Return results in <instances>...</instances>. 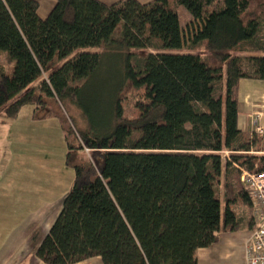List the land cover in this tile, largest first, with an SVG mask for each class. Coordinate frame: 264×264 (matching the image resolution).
I'll use <instances>...</instances> for the list:
<instances>
[{
  "label": "trees",
  "instance_id": "1",
  "mask_svg": "<svg viewBox=\"0 0 264 264\" xmlns=\"http://www.w3.org/2000/svg\"><path fill=\"white\" fill-rule=\"evenodd\" d=\"M180 7L193 20L187 45ZM37 9L0 0V120L31 105L33 119L57 118L64 133L73 179L35 250L41 264H197L220 232L252 229L240 174L264 170V136L237 127L238 81L264 80V0ZM110 52L125 54L124 74L100 107ZM66 99L87 127H75Z\"/></svg>",
  "mask_w": 264,
  "mask_h": 264
},
{
  "label": "crops",
  "instance_id": "2",
  "mask_svg": "<svg viewBox=\"0 0 264 264\" xmlns=\"http://www.w3.org/2000/svg\"><path fill=\"white\" fill-rule=\"evenodd\" d=\"M37 1V13L39 17L45 18L55 0ZM100 1L111 4L119 0ZM138 1L146 3L151 0ZM192 22L191 18L185 25L180 23L182 30L188 25L192 31ZM26 107L29 105L23 106L21 110ZM5 125L6 123L0 120V150L7 142ZM237 127L247 135L264 136V80L239 79ZM8 152L7 146L6 155ZM10 154L13 155L15 152ZM12 168L7 164L0 170V204H5L6 208H9L7 217L3 221L6 224L16 221V225L10 230L7 226L6 229L2 227L4 222L0 225V264H41L35 255V250L59 213L72 180L70 174H66L65 178L64 170L56 171L61 178L52 179L48 170L35 166L29 170L32 176L31 182L2 185ZM54 174L53 169L52 175ZM38 207L51 209L40 214L38 210L34 211V208ZM17 215H21V218L14 219ZM38 223L39 227H37ZM250 234L251 229L246 226L238 230L220 232L216 242L197 249V264H245V250ZM72 264H103V262L100 256H93Z\"/></svg>",
  "mask_w": 264,
  "mask_h": 264
},
{
  "label": "rangeland",
  "instance_id": "3",
  "mask_svg": "<svg viewBox=\"0 0 264 264\" xmlns=\"http://www.w3.org/2000/svg\"><path fill=\"white\" fill-rule=\"evenodd\" d=\"M179 20L181 25H185L191 20L190 13L184 8L180 7L178 10ZM193 30L186 25L183 29L184 42L191 39ZM75 52V51H74ZM102 67L97 75V79L103 82L102 85H97L100 90L98 92L99 106L101 107L106 101V93L112 91L119 84L120 79L124 74L125 68V54L120 52H110L103 58ZM95 89V88H94ZM61 108L64 112H67L69 117L74 121L77 129H83L87 127V121L83 116L82 110L72 104L69 100H63ZM31 107L30 109H28ZM21 110L20 115L15 119L4 121L6 123L5 128L7 130V142L0 150V170L5 166L12 168L9 171L2 185L9 183H29L32 180V176L29 170L32 167L48 170L50 178H61L57 170H64L65 178L66 174H70L71 180L73 179V170L65 164V155L67 151L64 133L61 129L57 118L50 117L46 119L35 120L32 118L33 106L29 105ZM1 114V113H0ZM2 116V115H0ZM8 146L9 152L6 155V148ZM15 152V154H10ZM84 157H87V151L82 152ZM64 168V169H63ZM17 169V170H15ZM21 169V170H20ZM24 169V171H22ZM53 169L55 174L52 175ZM8 184V185H9ZM47 209L51 208H34L38 210L40 214L44 213ZM33 211V212H34ZM9 208H6L5 204H0V225L4 222V218L7 217ZM21 218V215H17L14 219ZM40 223V222H39ZM37 227H39V224ZM16 225V221H10L8 224L4 222L2 227L11 229ZM37 235V234H36Z\"/></svg>",
  "mask_w": 264,
  "mask_h": 264
},
{
  "label": "built area",
  "instance_id": "4",
  "mask_svg": "<svg viewBox=\"0 0 264 264\" xmlns=\"http://www.w3.org/2000/svg\"><path fill=\"white\" fill-rule=\"evenodd\" d=\"M240 181L252 196L254 227L246 244L245 264H264V170H242Z\"/></svg>",
  "mask_w": 264,
  "mask_h": 264
}]
</instances>
